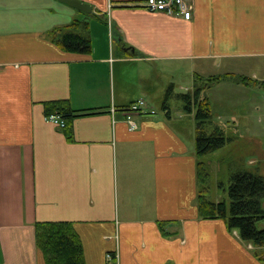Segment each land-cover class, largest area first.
Instances as JSON below:
<instances>
[{"label": "crops", "instance_id": "0c3cea01", "mask_svg": "<svg viewBox=\"0 0 264 264\" xmlns=\"http://www.w3.org/2000/svg\"><path fill=\"white\" fill-rule=\"evenodd\" d=\"M81 1L91 12L60 0H0V264H46L40 221H71L85 264H264L255 253L264 247L199 216L197 163L209 158L195 151V109L158 80L188 72L190 87L177 88L189 92L197 77L222 76L206 90L207 130L222 129L230 150L251 133L257 157L248 163L264 175V0H190L188 20L149 11L144 0ZM83 20L89 52L53 39ZM143 94L162 100V112ZM138 98L155 113L136 116L131 130L121 108ZM238 98L256 115L226 113ZM54 100L78 113L69 132L46 118L44 103Z\"/></svg>", "mask_w": 264, "mask_h": 264}, {"label": "trees", "instance_id": "16d2710c", "mask_svg": "<svg viewBox=\"0 0 264 264\" xmlns=\"http://www.w3.org/2000/svg\"><path fill=\"white\" fill-rule=\"evenodd\" d=\"M86 25L84 20L73 22L69 26L53 30L51 35L53 39L57 36V42L63 49L86 53L90 51ZM72 28L77 32H73ZM227 77L246 84L250 80L247 76L235 74ZM221 79L220 75L197 77L192 91L179 95L184 101L185 110L195 109V151L199 158L223 147L228 141L222 129L216 127L207 130L213 114L206 90ZM44 108L45 115L58 114L65 121L64 128L69 132L70 123L78 113L69 106L67 100L45 102ZM228 168V199L214 201L206 197L204 185L209 165L202 160L197 163V175L202 187L197 198L199 216L222 219L229 230H238L241 240L255 247H264V225L258 227L264 220V175L257 168L243 167L240 163ZM35 241L46 264H85L83 244L71 221L36 222ZM255 253L259 259L264 260L261 252Z\"/></svg>", "mask_w": 264, "mask_h": 264}, {"label": "rangeland", "instance_id": "374dc122", "mask_svg": "<svg viewBox=\"0 0 264 264\" xmlns=\"http://www.w3.org/2000/svg\"><path fill=\"white\" fill-rule=\"evenodd\" d=\"M190 75L191 74H189L187 72V77H185L183 72H181V73L177 72L173 78L172 77L168 78L166 76H160L158 80H160V82H161L160 85L162 87L163 84H165V82H167V79H169L175 85V92L176 93L186 94L188 92V90H185L184 88H182L183 90H179L177 87L179 84L187 86V88L190 87V85L192 83ZM235 81L236 80H234L232 82L236 83ZM251 90H253V97L256 99V101H259L260 103H262V100H261V91L262 90L258 87H253V89L251 88ZM239 93L241 94V91H239ZM143 95H144L145 99L150 98V100L153 102V104L157 107L158 111L162 112V108H161V101L162 100L157 101L156 99H153L152 96H149V94H143ZM226 95L227 96H234V97L237 96L236 94H232V92H228ZM238 102H239L238 108L228 109V111H226V113L229 111L231 113L237 111L241 117V120L245 119V114H247L248 117H249V114H252V113H253V115L254 114L256 115V112H254V110H253L254 104H252V108H250L251 111L250 110L247 111L246 106H249V103L244 101L243 98H240ZM178 104H180V102L177 99H175V98L170 99L169 105H170L172 110L175 111L177 109ZM228 119L229 118L227 117V114H225L221 118L220 123L226 124ZM249 134L250 135H247L242 139L243 142H241L239 140L240 143L238 145V148H234V150H230L228 148L226 149L225 148L226 146H225V147H222V148H219V149L213 151L212 153L206 154L204 156V158L205 157L207 159L209 158L207 160L209 162L206 161L207 163H209L208 164L209 165V174L207 177V182L204 183L205 188H206L205 190L207 191L206 197L208 199H210V200H220V199L227 200L228 199L227 191H226L227 182H228V172H229L228 167L232 165V163H233L232 160H234V163H233L234 165H236V163H240L243 165V167L244 166L250 167V168L254 167L248 163L249 159L257 157L256 154H253L251 152L250 145H249V143L247 144V142H246V140H247L246 137L251 138V133H249ZM258 136H259L260 140L262 142H264V131L260 130V133L258 134ZM225 153H227V154L224 155ZM219 158H222V159L219 160ZM201 189H202V187L200 188V190ZM263 225H264V220H263V222L259 223L258 227H262Z\"/></svg>", "mask_w": 264, "mask_h": 264}, {"label": "built area", "instance_id": "2783aa9c", "mask_svg": "<svg viewBox=\"0 0 264 264\" xmlns=\"http://www.w3.org/2000/svg\"><path fill=\"white\" fill-rule=\"evenodd\" d=\"M141 6L149 11L164 12L172 16L182 17L186 20L192 16V4L190 0H144L141 2ZM114 110V108H111L112 112ZM121 112L124 115V120L128 124L129 129L132 130L137 128L136 116L153 114L155 110L149 106L144 98H138L121 108ZM46 118L57 123L61 128L65 127V121L58 114H49L46 115ZM108 257L110 258V254Z\"/></svg>", "mask_w": 264, "mask_h": 264}, {"label": "water", "instance_id": "95a60500", "mask_svg": "<svg viewBox=\"0 0 264 264\" xmlns=\"http://www.w3.org/2000/svg\"><path fill=\"white\" fill-rule=\"evenodd\" d=\"M60 1L65 2L69 4L70 6L81 9L88 13L91 12V9H92L90 4H87L81 0H60Z\"/></svg>", "mask_w": 264, "mask_h": 264}]
</instances>
